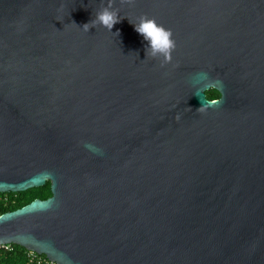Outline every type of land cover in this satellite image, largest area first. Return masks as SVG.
Masks as SVG:
<instances>
[{
  "label": "water",
  "instance_id": "1",
  "mask_svg": "<svg viewBox=\"0 0 264 264\" xmlns=\"http://www.w3.org/2000/svg\"><path fill=\"white\" fill-rule=\"evenodd\" d=\"M100 6L0 0V192L51 191L0 214V244L264 264V0H115L112 32L83 31ZM142 14L172 31L170 62L146 59Z\"/></svg>",
  "mask_w": 264,
  "mask_h": 264
},
{
  "label": "clouds",
  "instance_id": "2",
  "mask_svg": "<svg viewBox=\"0 0 264 264\" xmlns=\"http://www.w3.org/2000/svg\"><path fill=\"white\" fill-rule=\"evenodd\" d=\"M134 2L135 0H120L121 5H131ZM114 4L115 0H107V5L105 6L103 0H101V6L95 12L94 18L89 23H85L82 27H79L83 31L88 32L91 28L102 26L109 32H112L114 25L123 19L119 15L120 9L114 7ZM129 22L134 25L135 31L147 41L145 48L146 59L150 57L153 59L163 58L165 63L171 61L172 52L176 47V43L170 29H166L163 25L158 24L155 17L150 18L146 14L140 15L135 21L129 19ZM114 34L119 35V31Z\"/></svg>",
  "mask_w": 264,
  "mask_h": 264
},
{
  "label": "trees",
  "instance_id": "3",
  "mask_svg": "<svg viewBox=\"0 0 264 264\" xmlns=\"http://www.w3.org/2000/svg\"><path fill=\"white\" fill-rule=\"evenodd\" d=\"M207 93L209 99H214L218 96L216 90H209ZM50 195L51 191L49 181H46L42 186L29 188L25 191L0 192V213L19 208L35 198L45 199ZM4 196L8 197V201L6 203L3 201ZM29 252V250L18 244H11V248L8 250L0 249V264H38L36 260H30L28 255ZM33 253L36 256L46 258L43 254Z\"/></svg>",
  "mask_w": 264,
  "mask_h": 264
},
{
  "label": "built area",
  "instance_id": "4",
  "mask_svg": "<svg viewBox=\"0 0 264 264\" xmlns=\"http://www.w3.org/2000/svg\"><path fill=\"white\" fill-rule=\"evenodd\" d=\"M3 201L6 203L8 201V197L7 196H4L3 197ZM1 214V213H0ZM11 248V244H0V249H5V250H8ZM29 257H30V260L33 261V260H36V262L39 264V263H45V264H57L56 262L54 261H51L47 258H43V257H40V256H36L33 251H30L29 252Z\"/></svg>",
  "mask_w": 264,
  "mask_h": 264
},
{
  "label": "flooded vegetation",
  "instance_id": "5",
  "mask_svg": "<svg viewBox=\"0 0 264 264\" xmlns=\"http://www.w3.org/2000/svg\"><path fill=\"white\" fill-rule=\"evenodd\" d=\"M209 90H215L214 88H212V86L208 89V90H206L205 91V94H206V97L209 99V97H208V93H207V91H209ZM218 93V92H217ZM219 97V93H218V96L217 97H215V98H218ZM214 98V99H215Z\"/></svg>",
  "mask_w": 264,
  "mask_h": 264
}]
</instances>
